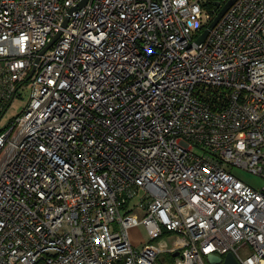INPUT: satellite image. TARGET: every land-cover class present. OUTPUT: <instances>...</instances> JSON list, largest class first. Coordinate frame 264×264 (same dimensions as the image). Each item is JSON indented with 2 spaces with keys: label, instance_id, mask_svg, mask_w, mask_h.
I'll return each instance as SVG.
<instances>
[{
  "label": "built area",
  "instance_id": "2783aa9c",
  "mask_svg": "<svg viewBox=\"0 0 264 264\" xmlns=\"http://www.w3.org/2000/svg\"><path fill=\"white\" fill-rule=\"evenodd\" d=\"M81 1L0 0V264H264V0Z\"/></svg>",
  "mask_w": 264,
  "mask_h": 264
},
{
  "label": "rangeland",
  "instance_id": "374dc122",
  "mask_svg": "<svg viewBox=\"0 0 264 264\" xmlns=\"http://www.w3.org/2000/svg\"><path fill=\"white\" fill-rule=\"evenodd\" d=\"M31 91L32 87L29 82L23 83L20 86L15 98L7 107L2 118L0 119V129L6 128L24 110L30 100ZM234 173L245 183L249 184L252 187H255V189L260 190L264 185V180L262 178L250 172H246L240 169H234ZM134 228L135 230L132 231V240L140 241L146 240L148 238L143 226H137ZM167 243L171 244L172 239H167Z\"/></svg>",
  "mask_w": 264,
  "mask_h": 264
},
{
  "label": "water",
  "instance_id": "95a60500",
  "mask_svg": "<svg viewBox=\"0 0 264 264\" xmlns=\"http://www.w3.org/2000/svg\"><path fill=\"white\" fill-rule=\"evenodd\" d=\"M234 0H229L225 5H223L220 10L218 11V13L216 14V16L214 17V19L212 20V22L210 23V25L208 26V28H206L204 30V32L201 34V36L197 39V42H201L203 40H205V38L207 37L210 29L215 26V24H217V22L219 21V19L224 15V13L226 12V10L228 9V7L233 3ZM87 2V0H82L80 3H79V7H82L85 5V3ZM218 5V4H217ZM75 9V7L71 8L69 10V14H71L73 12V10ZM67 21H68V16L65 18V21H64V26L67 25ZM60 35V33L58 34ZM57 35V36H58ZM57 38V37H56ZM55 38V39H56ZM53 42H51L45 49L44 51H46L51 45H52ZM43 51V52H44ZM38 61V60H37ZM35 71V67H33L31 69V71L29 72L27 78H26V81L29 80L31 78V76L33 75ZM207 260L210 264H239L238 260L236 259V257L234 256L233 253L229 252L226 254L225 258L222 260V258L220 256H216V255H208L207 256Z\"/></svg>",
  "mask_w": 264,
  "mask_h": 264
},
{
  "label": "trees",
  "instance_id": "16d2710c",
  "mask_svg": "<svg viewBox=\"0 0 264 264\" xmlns=\"http://www.w3.org/2000/svg\"><path fill=\"white\" fill-rule=\"evenodd\" d=\"M213 4L217 5V2L214 1V0H212V1H210V2H207L208 7L211 6V7L213 8ZM23 83H25V81H23L21 84H23ZM9 105H10V104H9ZM9 105L7 104L6 107L9 106Z\"/></svg>",
  "mask_w": 264,
  "mask_h": 264
},
{
  "label": "crops",
  "instance_id": "0c3cea01",
  "mask_svg": "<svg viewBox=\"0 0 264 264\" xmlns=\"http://www.w3.org/2000/svg\"><path fill=\"white\" fill-rule=\"evenodd\" d=\"M133 230H135V228L134 229H130V231H129V233H130V238L132 239V231ZM148 239V238H147ZM135 244H139L141 241H144V240H140V241H134V240H132Z\"/></svg>",
  "mask_w": 264,
  "mask_h": 264
}]
</instances>
